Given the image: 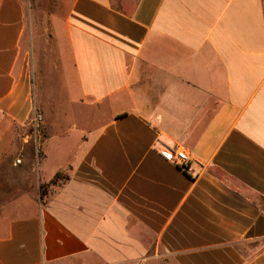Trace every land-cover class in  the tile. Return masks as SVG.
Here are the masks:
<instances>
[{
    "label": "crops",
    "instance_id": "0c3cea01",
    "mask_svg": "<svg viewBox=\"0 0 264 264\" xmlns=\"http://www.w3.org/2000/svg\"><path fill=\"white\" fill-rule=\"evenodd\" d=\"M37 2L0 0V264H264V0Z\"/></svg>",
    "mask_w": 264,
    "mask_h": 264
},
{
    "label": "built area",
    "instance_id": "2783aa9c",
    "mask_svg": "<svg viewBox=\"0 0 264 264\" xmlns=\"http://www.w3.org/2000/svg\"><path fill=\"white\" fill-rule=\"evenodd\" d=\"M168 158L171 159L176 165L180 166L184 170H188V164L190 161L189 154L183 149H175L168 153ZM20 162V159L18 160Z\"/></svg>",
    "mask_w": 264,
    "mask_h": 264
},
{
    "label": "rangeland",
    "instance_id": "374dc122",
    "mask_svg": "<svg viewBox=\"0 0 264 264\" xmlns=\"http://www.w3.org/2000/svg\"><path fill=\"white\" fill-rule=\"evenodd\" d=\"M37 4H38L39 7L44 8V9H47V8L54 9L56 7V3L54 2V0H38ZM44 58H47V57L44 56ZM46 60H44V61H46ZM52 81H54V80H52ZM46 82H48V80ZM27 130L29 132H31L33 129L32 128H28ZM64 175H66L65 172H61V176L58 179L56 178L54 180H56V181L63 180V176ZM47 185H48V183H45V186H44L43 189H41V192L47 189Z\"/></svg>",
    "mask_w": 264,
    "mask_h": 264
},
{
    "label": "trees",
    "instance_id": "16d2710c",
    "mask_svg": "<svg viewBox=\"0 0 264 264\" xmlns=\"http://www.w3.org/2000/svg\"><path fill=\"white\" fill-rule=\"evenodd\" d=\"M60 176H61V172H58V173L56 174V176H55V179H56V178L58 179ZM64 178H66V175L63 176V179H64ZM53 181L56 182V180H53ZM44 186H45V184H42V185H41V189H43ZM45 192H46L45 190L41 192V196H42V197L44 196Z\"/></svg>",
    "mask_w": 264,
    "mask_h": 264
}]
</instances>
